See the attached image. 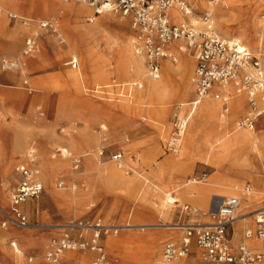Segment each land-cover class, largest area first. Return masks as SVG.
I'll list each match as a JSON object with an SVG mask.
<instances>
[{"label":"rangeland","instance_id":"rangeland-1","mask_svg":"<svg viewBox=\"0 0 264 264\" xmlns=\"http://www.w3.org/2000/svg\"><path fill=\"white\" fill-rule=\"evenodd\" d=\"M201 1L206 4L204 10L197 9L196 0H186L193 10L194 21L198 22L202 21V14L209 7V0ZM0 4L6 7L8 12L18 14L27 21L26 25H22L19 20L11 22L6 17L4 19L0 17V60H20L23 74L17 81L10 82L3 78L17 77L16 74L9 71L0 72V89L6 87L4 89L14 95L8 98L10 103L6 104L0 97L2 102L0 113L5 115L3 118L0 115V166L10 160L12 139L18 145L26 146L20 156L11 157L9 171L11 181L4 192L9 201L16 184L14 169L24 159L27 149L32 144L38 151L44 184L39 198L28 200L22 206V212L28 222L27 229L20 230L11 224L3 228V218L0 215V264H48L44 254L51 241L63 234L56 227L70 222L91 223L99 219L102 224L107 223L115 227H123L128 223L138 226H159L215 222L214 217L207 214L208 205L200 208L197 204H191L182 195V190H177L189 180L197 183L190 185L191 187L201 186L218 173L203 160L205 145L202 140L197 138L194 145L186 151L183 139L177 156L164 152L172 121L175 116L180 117L178 100H170L169 96H166L161 98L158 105H154L144 97L140 105H134L131 98L118 97L120 89L115 87L129 81L119 80L113 70L111 74H107L101 66L95 82L91 77L79 74L83 69L82 61L86 48L76 37V29L81 25L92 28L99 19H103L98 26L96 45L100 52L112 53V66H115L116 51L111 47L109 51L108 47L119 38L130 39L131 42L133 32L130 20L116 14H102L96 17V20L90 21L93 11L90 14H78V8L85 10L89 8L73 2L65 3L62 0H0ZM212 6L217 8L218 14L226 16L225 33L229 37L239 38L240 45L264 66V58L258 57L252 49V43L249 36L243 32L244 29L236 27L242 16L238 15L227 0H220L217 5ZM263 16L264 5L259 8L257 14L258 20L264 24ZM105 17L108 18L106 21ZM46 20H56L55 34L37 29L38 23ZM211 22L213 29L221 38L231 41L221 34L222 28L219 27L214 13ZM191 25L200 31V24ZM36 30L40 33V38L35 50L27 56H22L24 39ZM184 57L191 61L188 54L185 53ZM71 58L77 59L78 70L71 69L67 64ZM29 59L35 61V64H30ZM184 63V59L177 56V64L173 66L185 67ZM190 68L193 73L194 63ZM144 74L145 71L143 80H134L142 82L143 89L147 83ZM178 79L179 76H175L174 85ZM24 81L27 84H23ZM109 85L113 88L104 90L107 94L89 92L93 89H105ZM193 97L191 94L187 98L188 103ZM245 113L236 117L234 127ZM189 128L190 124L185 129V137L189 133ZM252 130L258 135L264 132V117L257 120ZM56 148L66 149L74 157L82 156L80 170L72 171L69 159L51 160L50 156ZM101 148L104 149V156L99 158L98 151ZM118 149L124 152L120 168L108 158L109 154ZM56 160L60 162L56 164ZM175 162H181L182 165L176 167ZM109 167L117 171L116 178L108 175ZM221 173L231 180L241 181L239 190L247 186L251 188L253 202L246 209L239 211H254L262 207L264 158L258 159L254 156L246 158L242 163L226 162ZM58 181L64 182V189H56ZM165 194L177 198L179 203L167 205L168 208L165 210L161 209L158 205L162 203ZM211 194L208 200L215 196L213 195L215 193ZM184 205H187L189 210L186 213L184 211L180 221L179 212ZM0 206L11 214L12 207L10 205L7 208V202L2 195ZM213 211L216 213L217 209ZM163 212H166L165 216L162 215ZM241 214L237 213V216ZM254 229L255 220L247 222L240 230V239L244 230ZM119 230L117 234L111 231L102 232L101 243L105 253V261L102 264H149L153 259L163 262V244L167 241L179 244L183 235V231H169L162 227H150L145 230L133 227ZM19 232L21 236L17 242L13 234ZM26 233L28 237L25 236ZM148 237L160 240L158 245L160 255L154 254L157 250L154 251ZM168 237H175L176 240L167 239ZM26 238L31 241L24 242ZM110 240L111 246L108 245ZM245 240L247 239L244 238L243 243ZM252 240L259 241L254 236L247 241ZM14 242L24 251V255L17 262L7 256V253L13 250L11 243ZM250 244L252 245L249 247L254 250H260L264 246L262 244L256 247L253 243ZM240 245L239 242L237 246ZM196 249L199 250L195 245L191 247L189 258H197L195 264H209L203 252L199 250L198 256ZM89 254L90 260L88 262L86 259L87 264H91L94 258V254ZM74 256L79 257L75 254ZM28 259L31 261L28 262ZM60 261L57 264H62ZM77 263L79 264L76 259L74 264Z\"/></svg>","mask_w":264,"mask_h":264},{"label":"built area","instance_id":"built-area-1","mask_svg":"<svg viewBox=\"0 0 264 264\" xmlns=\"http://www.w3.org/2000/svg\"><path fill=\"white\" fill-rule=\"evenodd\" d=\"M65 3H77L90 8L96 16L102 13L120 15L130 20L133 32L132 48L135 54L142 57L145 66V79L156 81L162 72V62L177 63L176 54L168 49L172 43L178 42L176 50L186 53L194 59L192 84L194 97L188 103L190 113L198 106L200 101L210 97L222 102V112H228V98H223L216 86L230 84L236 95L245 96L246 113L237 122L238 129L251 130L257 120L264 115V66L245 47L235 41H227L221 38L212 27V12L202 14V22L206 31H198L189 23H175L169 15V10L178 8L182 13L189 14L190 9L186 0H62ZM220 0H209L212 5H217ZM11 22L19 20L22 25L27 21L19 18L11 12L3 15ZM264 18V16H263ZM40 31L55 34L57 32L56 20L41 21L37 25ZM38 30L32 32L24 40L22 55L31 54L40 38ZM60 43H63L60 41ZM71 69L78 70L77 59L71 58L67 63ZM20 67V62L0 60V72H14ZM120 89L118 97L130 98L133 92L140 91L143 84L130 82ZM125 91V94L123 92ZM92 94H107L103 89L89 90ZM179 109V106H178ZM2 102L0 100V112ZM188 117L175 116L172 121L171 132L165 143L164 152L168 155L177 156ZM104 156V149L98 151V157ZM51 160L57 158L69 159L71 170L78 172L82 164V156H71L66 149L56 148L53 150ZM109 160L120 168L124 159V152L118 149L109 154ZM16 184L10 194L11 214L0 210L3 218L2 227L13 224L25 227L28 222L26 215L20 210V206L28 200L39 198L44 189L42 172L39 167L37 148L32 144L27 149L24 159L14 169ZM65 184L62 181L56 183V189L62 190ZM242 193L246 196L251 194L249 186L243 188ZM239 206L236 198L222 200L215 215V222L211 226H183V235L179 244L166 242L163 246L162 258L166 264H176L190 254L191 247L195 245L205 255L209 264H260L264 260V248L251 250L243 245L233 248L230 239L226 236V229L232 225L234 215ZM264 209V200L262 202ZM189 208L183 207L187 212ZM83 222H74L66 227L63 234L51 241L44 254L48 264H57L60 256L65 252H89L94 254L91 264H102L105 261V253L101 243V234L104 232L101 220L91 222L90 232H86ZM254 236L259 241H264V216L255 220L253 235L249 232L245 238ZM14 245H12L13 247ZM31 259H28L30 262Z\"/></svg>","mask_w":264,"mask_h":264},{"label":"bare ground","instance_id":"bare-ground-1","mask_svg":"<svg viewBox=\"0 0 264 264\" xmlns=\"http://www.w3.org/2000/svg\"><path fill=\"white\" fill-rule=\"evenodd\" d=\"M227 2L233 7V9L238 13L239 16H242L241 22L236 23L237 29H244L243 32L249 36V39L252 43V49H254L258 57L262 56L264 58V24L261 23L257 17L259 8L262 5H264V0H227ZM208 5L209 7L207 8V11L212 12V14L214 13L215 18L218 20L219 27L222 28L221 34L223 35V37L229 38L231 41H235L241 44L239 38L229 37L227 33H225L224 24H225L226 16L223 14H218L217 8L210 5V3H208ZM196 7L198 10H204L206 9V4L201 0H196ZM89 9L85 10L83 8H78L77 12L78 14L79 13L90 14L92 10ZM102 14L107 15L111 13H102ZM169 15L172 19V22L175 23L189 22L193 25L200 24L199 27L200 31L201 32L206 31V26L202 21L200 22L194 21L193 18L195 17L192 11L189 14H185L182 13L178 8L173 7L169 10ZM96 17L98 16L93 14L92 17L90 18V21L96 20ZM106 19L108 18L105 17V21ZM102 20L103 19H99V21L92 28L81 25L76 29V37L80 40V42L85 44V48H86V54L82 61L83 69L82 71L79 72V74L82 76L83 75L89 76L91 77V80L95 82L99 74L98 69L102 66V68L106 70L107 74H111V70H113V72H115L119 80L129 81L127 83L133 82L134 80H139V81L143 80L142 76L145 71L144 60L142 57H139L135 54L130 39L119 38L118 40L111 42V46L109 45L108 47L109 51H111L110 47L111 49L114 48L116 51L115 66H112L113 56L111 52H108V54H104L99 51L96 45L97 44L96 40L99 32L98 26L100 25V22H102ZM175 45H178V42L169 45L168 49L171 52H173L172 48ZM176 54L180 58L184 59L185 67L183 65L174 67L173 65L175 64L172 63L170 64V62L167 60L163 61L162 72L159 79L156 81H147L144 89L142 88L140 91H135L134 93H132L133 96L131 97L132 100L131 103H133L134 105L135 104L140 105L141 100L144 97H147V99H149L152 102V104L158 105L161 98L168 96L169 90L172 91L171 98L174 100H178L179 104L183 106V115H184L183 117H188V124H190L189 133L186 135V137H185V132L183 135L185 150L188 151L194 145L197 138L201 139L203 144L205 145V153H203V160L207 162V164H210L213 167V169L218 171V173L214 177H211L209 180L206 181V183L202 184L201 186L191 187L190 185H194L196 184V182L194 180H189L186 181L184 184H182L180 188L177 190L178 191L182 190V195L191 204H197L200 208H204L206 205H208L207 214L211 216L215 215V212L213 210L218 209L222 199L230 198V197L238 199L239 206L235 212L234 221L232 222V225L234 226L239 225L243 227V225H245L247 222H251L252 220L259 219L261 218V215L264 216V209L261 207L254 211H246V212L239 211L249 207L253 197L251 196V194L246 196L245 194L242 193V190H239L240 189L239 185L241 184V181H238V179L231 180L228 176L223 175L221 171L222 168L224 167V163L226 162L235 161L238 163H242L246 158L254 157V156H256L258 159L264 158V132L258 135L252 129L251 130L238 129L237 124H235L234 127V122L236 117L245 112V98H244L245 96L236 95L233 92V88L230 84L223 86H216L214 88V90L218 91L223 98H228L227 114H223V112L221 113L222 102L214 100L210 97L200 101L198 107H196L191 113L190 110L187 111V107H188L187 98L194 92V86L192 84L193 73H191V68H190V66H192V64L194 63L193 62L194 59L190 56L191 61L187 60L184 57L185 53H179L177 52V50H176ZM18 61L20 62V67L17 71L14 72H20L22 70V62L20 60ZM29 61L30 64L32 65L35 64V61H32L30 59ZM76 76L78 77V75ZM175 76H179L176 85H174L173 83ZM144 79H145V74H144ZM127 83L118 84L117 87L123 86ZM110 88L113 87H111L110 85L105 87V89H110ZM181 109L182 107L179 106V110ZM10 145H11V153L9 155L10 160L3 163L0 166V179H2V183L0 184V195H2V197L7 202V208L10 207V200L8 201V197L6 196L4 190L11 181V178L9 176V171L11 167V157L20 156L24 148L26 147L24 145H18V143H15L14 139L10 141ZM59 162L60 160L55 161L56 164H58ZM181 165H182L181 162H177V163L175 162L176 167H180ZM108 175L111 178L114 177L116 178L118 176V173L113 167H109ZM211 193L212 194L215 193L213 194L215 196H212L210 200H208V196ZM217 198L221 200H216ZM173 203H179V201L177 200V198L173 197L172 195L165 194L164 197L162 198V203H159L158 206L161 209L165 210L166 208H168L167 205H173ZM0 210L6 212L7 214H10L1 206H0ZM237 213L238 214L242 213V214L237 216ZM165 214L166 212L162 213V215L164 216ZM72 223L73 222L66 223L56 228L60 232H63L65 231V229H67L66 227L70 226V224ZM89 224H90L89 222L84 224L85 227L84 229H86V232H90V228H87L90 227ZM213 224L214 222L210 224L195 223V224H186V225L138 226L128 223L123 227L120 226L115 227L108 225L106 223V224H102V226L104 227V232L111 231L113 232V234H117L120 231L119 229L121 228L125 229V228L140 227L141 230H145L146 228H150V227H162L165 230L181 232L183 226H187V225L211 226ZM11 225L20 230L27 229V226L18 227L13 224ZM249 232L253 235L254 230L253 231L244 230L243 237L245 236V234ZM17 234H14V236L16 241L19 242L18 237L21 236V233L19 232ZM148 238L150 243L152 244L154 251L157 250V252L154 254L160 255V252H158V245L160 243V240H157L156 237H148ZM251 238L252 236L249 239ZM167 239L176 240L175 237H168ZM247 240H245L243 246L251 250L254 249L249 247V245H252L250 244V242L253 243V245L256 247H260L262 246V244L264 245V241L255 242L254 240H252L248 242ZM30 241L31 240L29 238H26V241L24 242H30ZM108 242H109L108 245L111 246L112 241L110 240ZM42 244L43 242H41V245ZM12 245H14L13 248L15 249H13L10 253H7V256L11 258L14 262L20 261V259L24 255V251L22 250L21 247L19 246L17 247L16 242L11 243V246ZM196 252L198 253L199 256L200 252L198 250ZM84 253H88V252H84ZM63 254L60 256L61 261L59 259L60 263L62 264H74L76 259L79 262V264H87L86 258H84L85 256L84 257L79 256L78 258H76L74 256V253L72 254L65 252ZM188 260L189 258L187 256L184 259H182L181 264H186ZM178 263L179 262H177L176 264ZM149 264H166V263L158 259H153ZM260 264H264V260Z\"/></svg>","mask_w":264,"mask_h":264},{"label":"crops","instance_id":"crops-1","mask_svg":"<svg viewBox=\"0 0 264 264\" xmlns=\"http://www.w3.org/2000/svg\"><path fill=\"white\" fill-rule=\"evenodd\" d=\"M0 8H2V10L4 11V12H8V9L6 8V7H4V6H2L1 4H0ZM15 15H17V16H19L18 14H15ZM0 17H3V19H4V15H2V16H0ZM20 17V16H19ZM21 18H23V17H21ZM187 23H189V22H187ZM190 24V23H189ZM25 40V39H24ZM23 45H24V43H23ZM177 45H175L172 49H173V53L174 54H176V47ZM23 49V48H22ZM21 55H22V51H21ZM23 56V55H22ZM176 56H177V54H176ZM23 59L25 58V57H22ZM194 62V61H193ZM171 64V63H170ZM177 64V63H176ZM13 73H15L16 74V76L17 77H13V78H8V79H6L5 77L3 78L5 81H10V82H14V81H17L18 80V78H20L23 74H21L20 72H13ZM25 82L26 81H24L23 82V84H25ZM134 82V81H133ZM136 82V81H135ZM26 84H27V82H26ZM6 86V85H5ZM4 88H6V87H2V89H0V97L3 99V102L6 104V103H10L9 102V99L8 98H10V97H13L14 95L10 92V91H8V90H6V89H4ZM100 89V88H99ZM101 89H103V90H106V89H104V88H101ZM170 91V92H169ZM168 91V93H169V98L168 99H170V100H174V99H172L171 98V90H169ZM134 93V92H133ZM194 93V92H193ZM133 95V94H132ZM131 95V96H132ZM131 96H130V98H131ZM129 100V99H128ZM6 106V105H5ZM4 106V107H5ZM178 106H181L182 107V109H181V111H180V117H183L184 115H183V106L182 105H180V104H178ZM187 111H189V110H187ZM221 111H222V109H221ZM246 112V111H245ZM0 115H1V117L3 118L5 115L3 114V113H0ZM264 117V116H263ZM262 118V117H261ZM260 118V119H261ZM254 129V128H253ZM197 184V183H196ZM231 198V197H230ZM223 200V199H222ZM222 202V201H221ZM253 202V199L251 200V202H250V204ZM26 204V203H25ZM25 204H23V205H25ZM221 204V203H220ZM22 205V206H23ZM22 206H20V210L22 211L23 209H22ZM185 206H187V205H184L183 207H185ZM220 206V205H219ZM188 207V206H187ZM189 208V207H188ZM186 213V212H185ZM183 214H184V211H183V209L182 210H180V212H179V220L181 221V218H182V216H183ZM190 224V223H189ZM197 224H201V223H197ZM242 229V227H240V226H231V227H228L227 229H226V236L227 237H229V238H231V240H230V242L231 243H233L232 244V247L233 248H237L238 246V243L240 242L241 243V245H243V241H244V238L242 237V239H240V230ZM14 235V234H13ZM25 236L26 237H28V235H27V233L25 234ZM168 242V241H167ZM15 243V242H14ZM166 243V242H165ZM164 243V244H165ZM164 244H163V246H164ZM16 247V246H15ZM264 248V246L261 248V249H263ZM13 249H15V248H13ZM196 251H197V249H196ZM199 251V250H198ZM162 252H163V249H162ZM67 253H74L76 256H85L84 258H86L87 260H88V262H89V260H90V254L89 253H75V252H67ZM188 258H189V256H188ZM196 260H197V258H193V259H190L189 258V260H188V262L186 263V264H195V262H196ZM92 261H93V259H92ZM181 261L182 260H180L179 261V263L178 264H181Z\"/></svg>","mask_w":264,"mask_h":264}]
</instances>
